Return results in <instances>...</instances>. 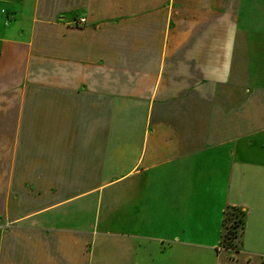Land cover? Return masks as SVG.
Masks as SVG:
<instances>
[{"label":"crops","instance_id":"0c3cea01","mask_svg":"<svg viewBox=\"0 0 264 264\" xmlns=\"http://www.w3.org/2000/svg\"><path fill=\"white\" fill-rule=\"evenodd\" d=\"M0 264H264V0H0Z\"/></svg>","mask_w":264,"mask_h":264},{"label":"trees","instance_id":"16d2710c","mask_svg":"<svg viewBox=\"0 0 264 264\" xmlns=\"http://www.w3.org/2000/svg\"><path fill=\"white\" fill-rule=\"evenodd\" d=\"M228 212H230L231 215L234 216L239 215L238 220L237 221L234 220L230 228L224 226L225 217ZM242 225H243V213L239 209L232 207L224 211L223 234H222V245L224 247L235 248L241 233ZM225 240L227 241V243H224Z\"/></svg>","mask_w":264,"mask_h":264},{"label":"rangeland","instance_id":"374dc122","mask_svg":"<svg viewBox=\"0 0 264 264\" xmlns=\"http://www.w3.org/2000/svg\"><path fill=\"white\" fill-rule=\"evenodd\" d=\"M239 218V215L237 216H234V215H231L230 212L227 213L226 217H225V221H224V226L227 227V228H230L233 221H237ZM224 243H227V241L225 240Z\"/></svg>","mask_w":264,"mask_h":264},{"label":"built area","instance_id":"2783aa9c","mask_svg":"<svg viewBox=\"0 0 264 264\" xmlns=\"http://www.w3.org/2000/svg\"><path fill=\"white\" fill-rule=\"evenodd\" d=\"M78 22H79V23H82V22H83V19H79Z\"/></svg>","mask_w":264,"mask_h":264}]
</instances>
